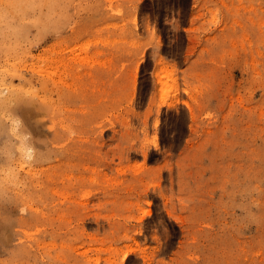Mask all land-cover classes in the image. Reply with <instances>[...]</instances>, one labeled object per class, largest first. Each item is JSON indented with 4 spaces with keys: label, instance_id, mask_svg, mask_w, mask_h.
<instances>
[{
    "label": "rangeland",
    "instance_id": "rangeland-1",
    "mask_svg": "<svg viewBox=\"0 0 264 264\" xmlns=\"http://www.w3.org/2000/svg\"><path fill=\"white\" fill-rule=\"evenodd\" d=\"M1 80L0 264H264V0H0Z\"/></svg>",
    "mask_w": 264,
    "mask_h": 264
},
{
    "label": "bare ground",
    "instance_id": "bare-ground-1",
    "mask_svg": "<svg viewBox=\"0 0 264 264\" xmlns=\"http://www.w3.org/2000/svg\"><path fill=\"white\" fill-rule=\"evenodd\" d=\"M5 80V79H4ZM0 82H2V80L0 81ZM8 82V81H7ZM1 85H3V83H1ZM5 97V96H4ZM2 100H3V97L1 98ZM3 101H5V99L3 100ZM175 103H171L170 105H174Z\"/></svg>",
    "mask_w": 264,
    "mask_h": 264
}]
</instances>
